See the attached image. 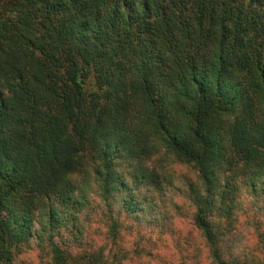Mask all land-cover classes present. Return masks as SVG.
Returning <instances> with one entry per match:
<instances>
[{"label": "trees", "instance_id": "1", "mask_svg": "<svg viewBox=\"0 0 264 264\" xmlns=\"http://www.w3.org/2000/svg\"><path fill=\"white\" fill-rule=\"evenodd\" d=\"M153 157L194 169L209 263L255 264L232 241L240 192L264 199V0H0V264H120L58 238L93 193L113 242L154 214Z\"/></svg>", "mask_w": 264, "mask_h": 264}, {"label": "rangeland", "instance_id": "2", "mask_svg": "<svg viewBox=\"0 0 264 264\" xmlns=\"http://www.w3.org/2000/svg\"><path fill=\"white\" fill-rule=\"evenodd\" d=\"M150 168L164 167L162 191L154 192V214L137 221L124 213L119 217L118 237L113 242L107 234L108 217L102 203L91 194L90 208L79 214L83 237L73 239L64 231L58 238L62 248L77 256L102 248L108 258L114 252L125 254L120 264H210L207 250L192 222L193 208L183 198L186 180L196 181L194 169L176 159L163 162L153 157ZM162 192V193H159ZM241 209L234 223L232 251L239 258H250L264 264V199H254L248 192H240ZM14 264H51L44 247L32 245L21 248Z\"/></svg>", "mask_w": 264, "mask_h": 264}]
</instances>
